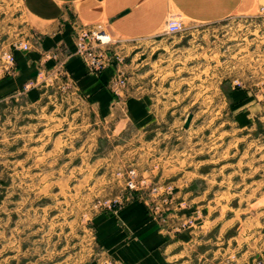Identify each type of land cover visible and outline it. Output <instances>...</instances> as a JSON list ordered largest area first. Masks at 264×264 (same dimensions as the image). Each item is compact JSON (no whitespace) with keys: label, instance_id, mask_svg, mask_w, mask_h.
<instances>
[{"label":"rangeland","instance_id":"374dc122","mask_svg":"<svg viewBox=\"0 0 264 264\" xmlns=\"http://www.w3.org/2000/svg\"><path fill=\"white\" fill-rule=\"evenodd\" d=\"M215 2L203 0L201 12L197 8L199 17L205 8L213 11ZM46 4L0 0V66H13L15 61L9 64L7 54L38 45L47 27H53L59 12L49 11ZM263 6L264 0H256L251 11L233 10L221 20L206 22L175 15L184 27L176 34L167 33L168 21L163 27V34L174 37L175 73L170 83L175 90L170 96L175 97L170 99L169 121L149 131L154 163L199 164L216 184L210 195L213 201L206 204L209 215L230 227L225 237L232 232L239 235L233 261L228 251L220 250L211 254L208 264L237 259L264 264ZM72 25L75 35L88 26L77 18ZM95 25L108 31L102 23ZM119 46L123 44L113 38L111 63L123 67L126 59L118 53ZM167 77H162L165 85ZM42 91L44 105L49 102L43 110L53 116L44 119L36 106L24 117L18 105L29 98L21 92L16 107L5 108L0 120V264H114L96 237L99 216L136 198L152 215L169 214L174 203L168 193L170 199L165 198L168 184L155 180L153 170L150 175L140 171L133 129L107 124L97 139L83 116L72 117L69 89L57 91L51 84ZM56 98L64 104L60 110L64 120L57 126L52 119L56 108L50 102ZM131 171L137 179H148L147 189L127 187ZM149 187L160 188V194L164 190L163 196L153 197ZM193 211L186 228L204 217L201 205Z\"/></svg>","mask_w":264,"mask_h":264},{"label":"crops","instance_id":"0c3cea01","mask_svg":"<svg viewBox=\"0 0 264 264\" xmlns=\"http://www.w3.org/2000/svg\"><path fill=\"white\" fill-rule=\"evenodd\" d=\"M53 1H47V5H53L47 6L49 11L59 12L53 27H47L38 45L16 49L13 66H0V120L5 108L9 111L16 107L15 98L21 92L29 98L23 106L18 105L23 107L24 117L28 116L27 109L40 106L41 117L50 118L53 115L43 110L49 102L44 105L42 88L54 84L57 91L69 89L72 117L83 116L87 129L97 139L102 137L100 128L104 130L107 124L109 128L110 124H122L124 131L134 130L139 169L144 175L153 170L155 180L167 182L165 198L167 193L171 196L168 200L174 203L173 212L152 215L143 200L136 198L116 212L99 216L96 237L114 264H208L211 254L220 250L228 251L233 261L239 235L232 232L225 237L223 233L230 227H224L218 217L213 219L206 205L213 201L210 195L216 186L214 179L201 172L199 164L183 166L170 160L154 163L155 146L149 131L169 121L173 106L170 99L174 94H170L175 88L170 75L175 73L171 66L175 45L173 36L162 33L166 22L181 14L191 21L221 20L233 10L239 14L253 10L256 0H214L213 11L205 8L201 17L203 0ZM75 18L88 26L104 24L115 42L123 44L117 48L126 59L123 67L111 63L97 72L86 66L84 58L76 53ZM165 75L169 82L166 85L162 80ZM119 77L125 78L126 86L116 91L114 82ZM62 101H50L56 108L55 117H51L56 119V126L64 120L63 111L60 113ZM103 136L110 134L104 132ZM198 204L203 212L206 209L203 219L193 227H184ZM231 264L243 262L237 259Z\"/></svg>","mask_w":264,"mask_h":264},{"label":"built area","instance_id":"2783aa9c","mask_svg":"<svg viewBox=\"0 0 264 264\" xmlns=\"http://www.w3.org/2000/svg\"><path fill=\"white\" fill-rule=\"evenodd\" d=\"M261 12H264V6ZM184 29L183 23L180 20H170L167 22V33L176 34ZM76 53L84 58L86 66L93 71H101L107 65L111 63L110 45L113 42L112 35L106 31L102 25L82 26L76 31ZM25 49H28V45H24ZM7 62L13 64L15 58L12 54H7ZM116 89H120L126 86V80L124 78H117L114 82ZM148 179L138 178L134 171L130 172L127 180V187L132 190L147 189ZM150 194L153 197H161L160 188L152 187Z\"/></svg>","mask_w":264,"mask_h":264},{"label":"water","instance_id":"95a60500","mask_svg":"<svg viewBox=\"0 0 264 264\" xmlns=\"http://www.w3.org/2000/svg\"><path fill=\"white\" fill-rule=\"evenodd\" d=\"M191 120H192V116L190 115L188 117L187 121H186L185 128H188L189 127V124H190Z\"/></svg>","mask_w":264,"mask_h":264},{"label":"bare ground","instance_id":"6f19581e","mask_svg":"<svg viewBox=\"0 0 264 264\" xmlns=\"http://www.w3.org/2000/svg\"><path fill=\"white\" fill-rule=\"evenodd\" d=\"M42 1V0H41ZM41 1L40 0H38V4H39V2L41 3ZM47 1H49V0H47ZM47 1H46V3H47ZM53 1V0H52ZM35 2H36V0H35ZM51 2V1H50ZM50 2H49V4H50ZM51 3H54V1L53 2H51ZM42 4L44 5V3H43V1H42ZM42 5V6H43ZM50 5H52V4H50ZM50 5H47L46 4V6H48V7H51ZM42 6H40V7H42ZM53 6V5H52ZM52 9V8H51Z\"/></svg>","mask_w":264,"mask_h":264}]
</instances>
